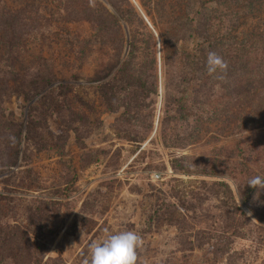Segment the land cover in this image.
Instances as JSON below:
<instances>
[{"label": "rangeland", "instance_id": "rangeland-1", "mask_svg": "<svg viewBox=\"0 0 264 264\" xmlns=\"http://www.w3.org/2000/svg\"><path fill=\"white\" fill-rule=\"evenodd\" d=\"M255 1L241 4L264 8V0ZM0 2V7L15 8L24 0ZM130 2L151 29V0H142L146 7ZM199 2L192 6L202 11ZM42 5L46 11L41 17L48 22L34 21L41 32L32 33L13 60L0 61V76L7 77L11 90L17 87L10 73L21 83L20 78L48 76L50 70L56 80L43 92L53 88L60 93L65 87L62 92L75 109V116L61 117L62 128L71 131L62 133L59 149L43 150L29 143L24 161L0 171V200L10 209V222L25 229L34 242L42 239L45 244L40 264H82L91 242L129 230L143 240L137 250L140 264H264V190L254 200L255 189L244 203L250 194L248 179L264 176V115L251 114L253 102L246 108L236 105L231 85L217 92L220 100L210 102L206 88L181 82L186 75L180 63L195 50V41L180 43L165 66L157 37L155 72L145 76L140 67L152 59L150 45L144 51V45L139 46L136 60L143 74L139 79L147 82L149 91L141 89L147 96L137 97L136 108L128 112L120 98L121 107L115 105L111 111L100 94L114 71L101 79L99 69L110 62L112 51L95 45L83 57L80 43L93 35V26L72 21L57 4ZM61 15L71 22L61 20ZM130 21L139 22L138 17ZM80 73L83 80L76 83ZM7 89L0 86L2 109L13 113L15 123L24 124L40 95L27 101L24 94L4 93ZM180 91L186 93L190 117L177 121L176 104L169 101L171 95L179 99ZM49 127L57 139V126L49 120ZM219 183L228 186V192L216 186ZM168 206L173 224L165 221L166 214L160 220L164 213L157 211ZM223 236L229 237L226 250L217 242ZM212 243L218 248L208 255L213 260L209 261L205 253Z\"/></svg>", "mask_w": 264, "mask_h": 264}, {"label": "trees", "instance_id": "trees-1", "mask_svg": "<svg viewBox=\"0 0 264 264\" xmlns=\"http://www.w3.org/2000/svg\"><path fill=\"white\" fill-rule=\"evenodd\" d=\"M136 1H139L142 7L148 6L142 0ZM169 1L173 0H151L153 3L151 12L147 11V15L153 19L151 29L141 19L138 10L130 0H120V2L105 0L106 3L100 0H24L19 7H0V34L3 35V38L0 39L2 54H0V61L10 62L13 60L27 45V39L32 33L41 32V27L35 26L34 21L48 22L47 18L41 17V14L46 11L45 6L42 5L43 2L57 4L59 10L62 8L63 11H67L68 15H71L72 21L93 26V35L88 36L83 43H80L83 57L94 49L95 45L101 47L102 51L107 48L112 51V55L109 57L110 62L102 65L103 67L99 69L101 79L108 77L114 71V77L111 76V81L103 84L100 94L104 103L111 104V111L115 105L116 109L121 107L117 106V100L120 98L124 101L122 106L128 112V110L136 108L137 97L145 98L147 96L141 90L143 88L144 91H149L147 82L139 77L143 74L149 76L151 72H155L157 66L155 46L158 37L165 66L170 64L171 57H174V50L180 43L187 40L195 41V50L189 52L186 58L185 54L181 58H185V63H180V65L186 75L181 77L182 83L206 88L203 90L204 93L206 91L210 102L215 98L221 99V96L217 95L218 91H223L230 85L234 86L236 105L246 108V105L252 101L254 109L251 114H257V117L263 116L264 8L242 5L243 0H199V8L202 9L199 11L193 9L195 0H180L179 2L174 0V7H168ZM202 1H206V3L203 4ZM34 2H39V5L34 6ZM122 2L123 4H121ZM255 2L260 1L256 0ZM182 3H185L184 7ZM227 3L232 4L227 5ZM61 16V20L71 22L69 18ZM72 17L76 20H73ZM131 17H138L139 22L133 23L130 21ZM50 18L55 19L54 16ZM197 39H200L202 43L196 42ZM140 45H144L143 51L148 50L151 46L153 53L151 60L140 65L143 74L140 72L141 70H137L139 65L136 64V60L141 56ZM210 51L220 54L229 65L223 80L208 75L206 71V58ZM81 61L84 66L83 58ZM8 65L12 66V63ZM83 66L81 65L82 68ZM10 74L17 89H9L7 77L0 76V86L8 87L4 93H16L18 96L24 94V99L27 101H31L34 96H40L37 99V104H34L36 106H31L24 124L15 123L12 120L13 113L6 114L0 102L1 172L2 170H11L17 165L19 159L24 161L29 143L43 150L59 149L58 143L64 138L62 133H67L69 129L71 131V128H62L64 124L61 117L65 113L75 116V109L72 108L68 94L62 92L65 87L61 88L60 93L53 88L43 92L56 80L50 70L48 76L34 73L30 79L20 78L21 83L18 75ZM81 77V73L75 77L76 83L83 80ZM90 80L94 82L93 78ZM179 93L181 94L179 99H174L171 95L169 101L170 103L172 100V103L176 104L177 121L190 117L185 106L186 93L183 91ZM208 100L205 99V101ZM79 104L82 105L84 102H79ZM239 112L242 114L245 113V110L240 109ZM80 119L82 118L80 117ZM49 120L59 130L60 135L57 139L51 134ZM216 186L228 192V186L225 184L219 183ZM254 190L250 188V194L244 199V203H247ZM170 210L171 206H168L157 211L159 214L160 212L164 213L160 220L163 221V216L166 214L165 221L168 220V223L173 224L176 220L171 218ZM9 211L10 209L0 200V264H40L42 261L41 252L45 248V244L41 243L42 239L39 243L34 242L25 229L10 222V216L7 214ZM217 242L222 245L223 250H226L229 237L223 236ZM214 245L215 243H212L210 251L205 253V259L207 257L209 261L213 260L208 255L217 252L218 246Z\"/></svg>", "mask_w": 264, "mask_h": 264}, {"label": "clouds", "instance_id": "clouds-1", "mask_svg": "<svg viewBox=\"0 0 264 264\" xmlns=\"http://www.w3.org/2000/svg\"><path fill=\"white\" fill-rule=\"evenodd\" d=\"M228 67L227 61L220 54L215 51L208 52L206 58L208 75L223 80ZM246 184L256 189L253 199L258 200L260 191L264 190V176H253L248 179ZM142 244V237L135 231L107 234L101 241L90 243L89 254L85 255L82 264H140L137 250Z\"/></svg>", "mask_w": 264, "mask_h": 264}]
</instances>
